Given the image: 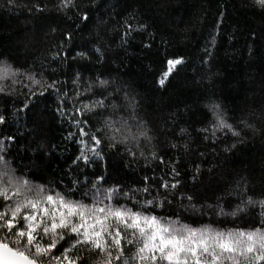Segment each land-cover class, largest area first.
I'll return each mask as SVG.
<instances>
[{
    "label": "trees",
    "instance_id": "16d2710c",
    "mask_svg": "<svg viewBox=\"0 0 264 264\" xmlns=\"http://www.w3.org/2000/svg\"><path fill=\"white\" fill-rule=\"evenodd\" d=\"M36 2L44 5L45 11L29 13L28 8ZM75 3L79 11L90 16L86 26L75 12L67 15L59 12L58 0H13L11 6L7 0H0V59H7L14 67L35 66L39 70L46 65L48 70H56L53 78L68 79L81 71L80 65L85 63L79 59L72 61L76 51L84 50L77 46L85 41L103 44L107 48V62L100 65L92 57L84 75L111 73L121 89L118 105L123 106L125 92L135 97L136 120H143L154 137L150 143L142 140L145 156L156 150L166 160L175 161L189 188L193 186V165L199 164L201 173L195 188L198 204L205 200L214 203L216 196H225L236 188L237 182L254 188L259 196L264 189V11L253 7L252 0H75ZM125 21L132 25L133 31L123 44L121 33L125 31ZM138 24L148 25L147 31H135ZM66 31L75 34L73 41L65 42ZM213 35L214 46L210 43ZM62 42L65 50L72 48V51L67 62L53 63L52 55ZM145 44L151 47L146 48ZM205 49L211 50V56ZM177 56L184 57V65L165 87H160L156 81L167 70V59ZM19 79L20 83L15 85L6 81L13 89L12 95L6 98L0 94V111L7 107L9 115L8 123L0 125V136L19 138L16 144L9 145V159H15L16 165H23L24 171L37 176L42 168L47 179L71 187L68 181L79 175V171H69L70 157L77 145L66 137L70 130L76 129L71 127L67 116L61 117L56 112L55 94L48 95L39 102V107L47 113L40 137L46 138L51 151H46L43 161L36 159L33 150L25 152V146L32 144L36 134L25 111L12 116L21 109L20 101L29 102L25 99L28 81ZM209 98L222 105L230 122L242 128L239 121L246 119L257 131L242 128L239 141L230 135L226 140L221 137L222 142L216 144L203 141L193 129L209 118L204 107ZM31 102L35 103V98ZM130 111L118 112L117 118L127 116ZM97 119L91 118L93 126ZM174 124L188 127L187 150L182 146L184 140L178 142L179 149L171 147L177 142L173 139ZM233 142L237 143L235 149L222 150L224 144ZM129 160L123 148L114 150L104 160L102 170L105 175L111 173L110 180L133 186L139 185L145 175L163 174V166L139 154L135 161ZM80 171L84 175H79V179L86 182L85 178L91 179L96 169L89 166L85 170L82 166ZM74 198H80L79 192ZM237 203L238 199L230 198L226 210L230 212ZM157 212L168 214L160 209ZM183 216L187 223L195 221L194 226L210 223L219 228L248 226L245 225L248 217H218L206 209L203 214L185 212Z\"/></svg>",
    "mask_w": 264,
    "mask_h": 264
},
{
    "label": "snow or ice",
    "instance_id": "6c2138e0",
    "mask_svg": "<svg viewBox=\"0 0 264 264\" xmlns=\"http://www.w3.org/2000/svg\"><path fill=\"white\" fill-rule=\"evenodd\" d=\"M7 2L11 6L13 0ZM252 6L264 11V0H252ZM56 7L65 15L75 12L84 26L90 19L88 12L79 11L75 0H58ZM28 11L42 13L45 6L36 2ZM124 27L121 40L126 44L125 37L133 28L127 21ZM147 29L148 25L138 24L135 31ZM64 37L65 42L73 41L75 34L66 31ZM210 43L216 44L215 35ZM77 47L84 50L76 51L72 61L79 59L85 63L80 65L81 71L68 79L53 78L56 70H48L46 65L37 70L35 66L14 67L7 59H0V94L6 98L13 94L6 81L10 80L13 85L20 83V77L28 81L25 99L29 102L20 101L21 109L12 113L16 117L19 111H25L36 134L32 144L25 146V152L31 149L36 159L43 161L46 151H51L46 138L40 137L47 113L39 107V102L54 93L56 112L61 117L67 116L71 127L76 129L70 130L66 137L77 145L70 157L69 171L84 175L80 171L82 166L85 170L89 166L96 169L91 179L85 178L86 182L78 175L68 181L71 187L62 186V181L47 179L42 168L41 175L37 176L24 171L23 165H16L15 159H9V145L16 144L19 138L0 136V264H264V189L256 196L254 188L237 182L235 189L227 191L225 196H216L214 203L206 200L196 203L200 165H193V186L189 188L175 161L166 160L156 150L145 156L142 140L150 143L154 137L143 120H136L135 97L125 92L123 106L118 105L116 100L121 89L111 73L84 75L92 57L100 65L107 62V48L91 41ZM145 47L151 45L145 44ZM70 51L72 48L65 50L62 42L52 55V62H67ZM205 52L212 54L210 49ZM184 63L183 56L167 59V70L156 83L165 87ZM33 98L35 103L31 102ZM204 107L209 118L193 129L203 141L216 144L222 142L221 137L226 140L229 135L239 141L242 128L257 131L246 119L239 121L242 128L230 122L222 105L213 98ZM126 109L131 110L128 115L117 118V113ZM92 117L99 118L95 126ZM8 120L5 107L0 111V125H6ZM173 132L177 142L171 147L179 149L178 142L184 140L182 146L187 150L188 127L174 124ZM236 146V142L224 144L222 150L229 152ZM121 148L130 163L139 154L163 166V174L145 175L136 186L110 180L111 173L105 175L102 164L112 151ZM77 192L79 199L74 198ZM230 198L238 199L239 203L229 212L225 205L230 203ZM157 209L168 214L161 215ZM204 209L218 217H248L245 220L248 226L219 228L211 223L194 226L195 221L185 222L183 213L203 214Z\"/></svg>",
    "mask_w": 264,
    "mask_h": 264
}]
</instances>
